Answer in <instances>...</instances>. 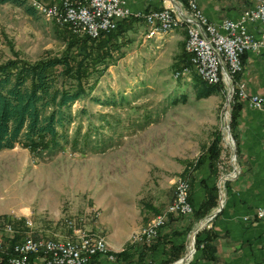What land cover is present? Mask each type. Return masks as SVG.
I'll return each mask as SVG.
<instances>
[{
  "label": "rangeland",
  "instance_id": "obj_1",
  "mask_svg": "<svg viewBox=\"0 0 264 264\" xmlns=\"http://www.w3.org/2000/svg\"><path fill=\"white\" fill-rule=\"evenodd\" d=\"M164 1L163 6L172 4ZM28 4L35 9L32 13L24 10ZM140 19H126L128 28L114 29L110 41L81 44L84 33L50 20L49 9L37 0L0 2V63L34 62L67 53L72 68L58 84L80 82L85 91L69 104V118L56 126L55 143L49 140L33 150L21 132L11 147L0 148L4 245L26 234L70 239V220L104 243L106 252L98 255H113L117 251L106 241L110 228L117 241L122 227L126 244L136 242L134 233H141V226L162 211L177 178L186 179L188 200L189 174L213 143L217 151L211 171L228 169L234 147L224 127L229 124L231 98L226 97L227 84L221 82L207 95L197 94L194 73L205 79L194 66L184 67L189 64L187 32L177 42L155 47L142 42L146 31ZM164 27L150 35L183 28L180 23ZM7 224L11 231L5 229ZM189 248L187 244L183 260Z\"/></svg>",
  "mask_w": 264,
  "mask_h": 264
},
{
  "label": "crops",
  "instance_id": "obj_2",
  "mask_svg": "<svg viewBox=\"0 0 264 264\" xmlns=\"http://www.w3.org/2000/svg\"><path fill=\"white\" fill-rule=\"evenodd\" d=\"M195 2L209 20L218 22L226 17L235 18L243 9L252 6L255 0ZM125 4L131 11H143L162 7L166 5V1L125 0ZM143 24L147 32L144 21ZM183 28L175 27L149 36L145 32L141 40L145 44L153 42L155 47L172 44L182 39ZM258 28L256 22L247 23V29L253 35L258 34ZM241 64L238 80L243 83L245 91L264 94V48L257 52L242 53ZM235 103L231 127L228 124L232 137L230 145L234 147L233 158L231 153V159L227 161L228 169L218 174L209 168L207 157L191 171L188 177V200L192 211L184 215L168 214L165 223L158 229V235L151 248H145L141 242L126 244L127 232L122 227L119 228L120 239H113L111 234L114 228L111 227L110 233L106 235L107 243L114 251L126 249L128 255L126 258L119 256L115 259L94 255L87 264H127L128 260L136 262L139 256L143 257L144 261L152 260L154 264H171L172 261L165 263L164 259L172 257L176 252L178 258L184 254L186 245L191 242L190 231L209 213L211 215L208 220L194 233L198 244L194 246L190 257L178 264H264V222L252 214L254 207L264 206L263 110L250 106L243 98H237ZM228 113L230 115V108ZM228 173L230 174L221 183L222 193L219 195V177ZM211 186L216 188L215 205L202 217L196 218L194 210L205 198L206 189ZM172 196L173 191L166 204ZM244 216L247 218L244 219ZM9 246L10 244L5 245L7 248ZM177 246H181L180 251H177ZM39 262L37 256L30 259V264ZM0 264H5L2 257Z\"/></svg>",
  "mask_w": 264,
  "mask_h": 264
},
{
  "label": "built area",
  "instance_id": "obj_3",
  "mask_svg": "<svg viewBox=\"0 0 264 264\" xmlns=\"http://www.w3.org/2000/svg\"><path fill=\"white\" fill-rule=\"evenodd\" d=\"M37 2L49 9L50 20L66 24L72 31L90 37H96L100 32L113 29L116 20L126 16L141 18L147 25L146 35H149L156 26L179 21L180 26H183L187 32L185 51L189 54V63L197 68L205 81L227 84L226 91L230 96L243 98L250 106L261 108L264 130V94L247 93L243 83L233 79L241 70L242 53L257 52L264 48V0H255L252 6L243 9L235 18L226 17L218 22L206 19L196 7L195 0H186L183 6L177 2L185 17L180 15L172 4L143 11H131L126 6L125 0H60L50 3L37 0ZM251 22L258 24L257 35H253L247 29V23ZM229 174L219 177L217 182L219 195L222 193L221 183ZM185 180V178L176 179L172 198L162 211L148 220L147 225L141 226V233H134V241H150L157 234L168 214H184ZM252 214L264 222V206L254 207ZM208 218L205 216L194 227L189 244L191 248L185 255L187 259L194 248V233ZM67 224L73 233L70 239L35 238L26 234L7 248L0 238V253H6L8 264H30L32 256L39 258V264H86L91 256L106 252L99 247L96 237L89 235L80 227H75L70 220ZM5 229L11 231V224H7ZM107 257L113 259L112 254H108ZM184 261L186 259L182 262ZM143 264H154V262L147 260Z\"/></svg>",
  "mask_w": 264,
  "mask_h": 264
},
{
  "label": "trees",
  "instance_id": "obj_4",
  "mask_svg": "<svg viewBox=\"0 0 264 264\" xmlns=\"http://www.w3.org/2000/svg\"><path fill=\"white\" fill-rule=\"evenodd\" d=\"M4 1L23 2V0H0V2ZM183 2L186 3V0H183ZM24 10L27 13H32L35 9L28 4L24 6ZM126 19L134 21L139 18L135 16L119 18L116 20V26L113 29L107 32H100L96 37L83 34L82 38H80L81 44H85L87 40H90L91 45L94 42H98L97 44L100 45L104 41L112 40V31L114 29L124 30L128 28L129 25H124ZM69 58L70 56L66 53L62 57L55 56L34 62L22 61L20 63L16 59H9L0 63V148L11 147L21 132L25 139V144L33 150L43 148L47 145L46 141L49 140L55 143L57 136L56 126L62 125L63 120L69 118V104L85 92L80 82L72 86H66L62 83L58 84V79L68 75L72 68ZM81 61H79V64ZM185 61L187 63L188 56H186ZM186 63L184 62V64ZM59 65L63 66V68L60 69ZM191 65L189 63L184 65V67L188 68ZM194 74L193 85L197 94L207 95L222 85L221 82L206 83L196 73ZM71 76L74 79L76 78L75 73ZM236 99V96L232 95L229 101L230 127L234 116V108L236 107ZM216 151L217 143H213L207 152L208 166L211 170L213 167L212 160ZM215 191V186L206 189L205 198L194 210L196 218L202 217L215 205ZM157 235L158 232L148 241V244H145L146 242L141 243L146 246L145 248H151ZM198 242L194 236L195 247ZM177 249V251H180L181 246H177ZM1 254L3 255L2 260L4 263L8 264L6 253ZM177 254L178 252L172 257L164 259V262L168 263L175 260L178 258ZM127 255L126 249H121L113 253V259L119 256L126 258ZM146 261L139 256L136 262L128 260L127 264H143Z\"/></svg>",
  "mask_w": 264,
  "mask_h": 264
},
{
  "label": "bare ground",
  "instance_id": "obj_5",
  "mask_svg": "<svg viewBox=\"0 0 264 264\" xmlns=\"http://www.w3.org/2000/svg\"><path fill=\"white\" fill-rule=\"evenodd\" d=\"M39 5V4H38ZM39 6H45V5H39ZM168 23H180L179 21H171V22H168ZM166 25H168V24H165V25H163V26H156V27H154L151 31H153L155 28H157V27H164V26H166ZM169 27H171V25L169 26ZM169 27H164V29H167V28H169ZM151 31H150V33H151ZM150 35V34H149ZM195 67V66H194ZM196 68V67H195ZM206 83H217V82H213V81H206ZM183 192H184V201L186 202V209L184 210V213H187V212H190L191 211V207H190V204H189V202H188V200H187V184H186V180H185V183H183ZM156 235V234H155ZM154 235V236H155ZM97 239V241H98V238H96ZM99 242V247L102 249V250H104V251H106L105 250V245H104V243L102 242V241H98Z\"/></svg>",
  "mask_w": 264,
  "mask_h": 264
},
{
  "label": "water",
  "instance_id": "obj_6",
  "mask_svg": "<svg viewBox=\"0 0 264 264\" xmlns=\"http://www.w3.org/2000/svg\"><path fill=\"white\" fill-rule=\"evenodd\" d=\"M170 2L172 3V5L175 7V9L177 10V12L180 14V15H182L183 17H185L184 15H183V13H182V11H181V9H180V7H179V5H178V3L175 1V0H170ZM226 97H227V100L229 99V93L228 92H226ZM224 113L226 112V108H224ZM225 132L227 133V136H228V139L230 140V142H232V137H231V135H230V133H229V128H228V125L225 123ZM226 139V138H225ZM226 143H228L227 141H226ZM233 153H232V158H233ZM213 214V213H212ZM211 215V213H209L208 215H206V217H209ZM186 255V254H185ZM183 258H184V256L183 257H180V258H178V259H176L175 261H173L171 264H178V263H181V261H183Z\"/></svg>",
  "mask_w": 264,
  "mask_h": 264
}]
</instances>
